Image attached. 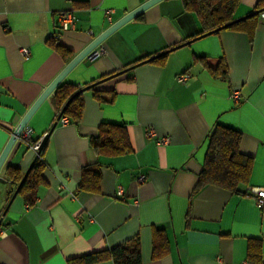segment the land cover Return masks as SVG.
<instances>
[{"label":"crops","instance_id":"0c3cea01","mask_svg":"<svg viewBox=\"0 0 264 264\" xmlns=\"http://www.w3.org/2000/svg\"><path fill=\"white\" fill-rule=\"evenodd\" d=\"M147 0H0V154L12 131L67 63L114 22ZM258 0H241L234 18L256 11ZM74 10L79 20L58 42L72 50L65 59L50 42L58 15ZM202 29L182 0H161L125 23L102 43L106 52L84 58L63 82L84 86L119 72L147 55L186 42ZM30 49L25 57L20 48ZM227 72L214 75L197 58ZM189 73L185 82L177 76ZM84 92L76 124L58 122L42 157L44 178L33 205L18 195L0 228V264H69V259L113 248L139 237L143 264H250V239H259L264 261V206L254 195L209 184L195 191L219 123L242 133L240 150L254 159L250 188L264 187V21L252 37L223 29L102 81ZM239 90L240 100L231 98ZM52 96V95H51ZM30 119L32 138L57 120L51 98ZM111 98V99H110ZM124 125L130 152L97 154L90 137L101 123ZM153 132V134H151ZM169 138L168 143H161ZM37 152L19 141L0 173V216L12 184L6 165L25 172ZM99 163L101 191L81 188L83 168ZM145 175L144 181H140ZM82 214V217L80 215ZM156 231L166 254L154 258ZM93 264H114L104 260Z\"/></svg>","mask_w":264,"mask_h":264},{"label":"trees","instance_id":"16d2710c","mask_svg":"<svg viewBox=\"0 0 264 264\" xmlns=\"http://www.w3.org/2000/svg\"><path fill=\"white\" fill-rule=\"evenodd\" d=\"M182 1L185 9L196 13L201 22V31L193 37L197 39L198 37H203V34L214 31L217 28L225 26L235 20L234 12L241 2V0ZM257 10L259 13H254L223 29L243 31L252 37L259 25L260 14L264 11V0H258L256 5V11ZM218 31H214L213 33ZM50 43L65 59L68 60L72 57V50L59 43L58 39ZM166 50L154 55H147L134 64H138L156 55L158 56L147 62L163 61L170 52L165 53ZM197 59L202 61L214 75H224L227 72V64L224 59H222L215 67L210 66L203 57H199ZM116 73L114 72L107 76H103L99 80L93 81L84 86L62 82L51 96L57 109L58 122L60 120L58 119V116L67 104L69 98L85 86H91L94 84L89 88L93 90V95L101 101H107V98L104 96V92L95 88L102 81L115 77L114 74ZM84 92L76 95L74 99L66 105V109L61 117L67 116L76 124L81 120L85 106ZM241 141L242 133L239 130L219 123L215 124V126L208 133L207 154L203 169L199 174L195 191H198L209 184H214L229 189L235 193L245 195L249 193V184L254 159L252 156L241 152ZM90 143L97 154L120 155L132 150L127 130L124 125L120 124L107 122L101 123L98 128V133L90 137ZM42 152L36 160L18 194L21 195L25 201L29 203V205L34 204L39 187L46 183L43 174L45 170V163L43 161ZM5 172L7 178L12 184V190L10 191L12 196L13 192L21 182L25 172H22L18 166L12 164L6 165ZM101 177V167L98 162L85 166L83 168L81 188L96 193L100 192ZM155 234L154 258H160L166 254V243L162 232L156 231ZM104 260H112L114 264H143L142 248L139 237L130 238L113 248L94 251L76 258H71L69 259V264H93ZM248 261L250 264H264L262 246L259 239H250L248 246Z\"/></svg>","mask_w":264,"mask_h":264},{"label":"water","instance_id":"95a60500","mask_svg":"<svg viewBox=\"0 0 264 264\" xmlns=\"http://www.w3.org/2000/svg\"><path fill=\"white\" fill-rule=\"evenodd\" d=\"M161 0H147L146 2L142 3L140 6H138L137 8L133 9L132 11L128 12L125 16H123L122 18H120L118 21L114 22L110 27H108L104 32H102L100 35H98L97 37H95L81 52H79L76 56H74L68 63L67 65L62 69V71L54 78V80L44 89V91L42 92V94L36 99V101L32 104V106L28 109V111L26 112V114L24 115V117L22 118V120L19 122V124L16 126V128L12 131L11 136L9 138V141L7 142L6 146L4 147V149L2 150L1 154H0V173L1 170L11 152V150L13 149V147L15 146V144L17 142L20 141V136L23 132V130L28 126L30 119L32 118V116L35 114V112L38 110V108L47 100V98H49L55 91V89L63 82V80L65 79V77L68 75V73L80 62L82 61L84 58L89 57L90 53L97 48L100 44L103 43V41L110 35L112 34L114 31H116L118 28H120L121 26H123L125 23L129 22L130 20L134 19L136 16H138L139 14H141L142 12H144L147 8L151 7L152 5L156 4L157 2H159ZM254 13H259V11H254L252 13H250L249 15L242 17V18H238L233 20L232 22L226 24L225 26H222L220 28H217L214 31H218L220 29H223L239 20L245 19L246 17L254 14ZM214 31H210L207 32L205 35L211 34ZM199 38V37H198ZM197 38H193L191 40H187L186 42L179 44L177 46H174L168 50L165 51V53L176 49L180 46H183L193 40H195ZM158 56V55H156ZM150 57L138 64H134L131 65L127 68H125L124 70H121L119 72H117L116 74H114V76L120 75L124 72L129 71L130 69H133L134 67H136L137 65L143 63V62H147L149 60H151L152 58L156 57ZM94 85V84H92ZM91 85V86H92ZM90 85L85 86L83 88H81L80 90H78L75 94H73L69 100L67 101V104H69L76 95H78L81 92H84L86 90H88L90 87ZM66 104V105H67ZM66 105L64 106L63 110L61 111L60 115L58 116V119H60V117L63 115L65 109H66ZM58 124V120L54 122V124L51 126L50 130L44 135L41 144H40V148L37 151L34 159L32 160L31 164L29 165V167L27 168V170L25 171L23 178L21 180V182L19 183V185L17 186V188L15 189V191L13 192L11 198L9 199L5 209L3 210L2 215L0 216V228L3 225V220L5 215L7 214V211L9 210L10 206L12 205L13 201L15 200V198L18 196L19 191L24 183V181L26 180L28 174L30 173L32 167L34 166L36 160L38 159V157L40 156L43 148L45 147V144L47 143L50 134L52 133V131L55 129V127Z\"/></svg>","mask_w":264,"mask_h":264},{"label":"built area","instance_id":"2783aa9c","mask_svg":"<svg viewBox=\"0 0 264 264\" xmlns=\"http://www.w3.org/2000/svg\"><path fill=\"white\" fill-rule=\"evenodd\" d=\"M78 20H79V16L74 10H69V11L59 13L58 20H57L58 29L55 32L51 33V38L57 40L60 37L61 32L65 30H69L70 28H73ZM260 20L264 21V11L261 12L260 14ZM20 51L25 57H28L30 55V49L27 47L20 48ZM105 52H106L105 47L102 44H100L97 48H95L90 53L89 57L91 59H95L103 55ZM189 77H190L189 73H181L177 76V80L179 82H185L187 81ZM231 98H233L236 102H238L240 100L239 90L233 89L231 92ZM59 122H61V124H64V125L69 124L70 118L67 116H63L60 118ZM151 134H153V132H151ZM43 137H41L37 141H34L32 138V129L27 126L23 130L20 136V141L25 142L29 146V148L37 152L40 148V144H41ZM160 142L168 143L169 138H164ZM144 179H145V175H141L139 178L140 181H144ZM246 195H251V196L254 195L256 197L257 205L260 208L264 206V187L250 188L249 193H247ZM80 217H82V214L80 215Z\"/></svg>","mask_w":264,"mask_h":264}]
</instances>
